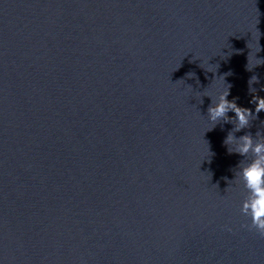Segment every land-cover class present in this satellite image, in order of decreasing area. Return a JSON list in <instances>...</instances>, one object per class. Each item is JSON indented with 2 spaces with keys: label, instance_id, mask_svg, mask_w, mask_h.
I'll return each mask as SVG.
<instances>
[{
  "label": "water",
  "instance_id": "95a60500",
  "mask_svg": "<svg viewBox=\"0 0 264 264\" xmlns=\"http://www.w3.org/2000/svg\"><path fill=\"white\" fill-rule=\"evenodd\" d=\"M258 60L264 0H0V264H264L224 143L264 111L207 112Z\"/></svg>",
  "mask_w": 264,
  "mask_h": 264
},
{
  "label": "clouds",
  "instance_id": "9594fccd",
  "mask_svg": "<svg viewBox=\"0 0 264 264\" xmlns=\"http://www.w3.org/2000/svg\"><path fill=\"white\" fill-rule=\"evenodd\" d=\"M258 61H260L258 64L264 63V60ZM258 82V77L253 76L249 80V85ZM250 91L255 92L256 89L250 88ZM228 95L227 89L219 95L218 101L210 104L207 109L208 118L214 125L218 121L232 123L235 120L234 129L235 132H238L249 127L250 121L257 118L256 114L264 111V98L260 96L254 95L250 101L255 105L254 114L251 109L238 106L235 100L229 101ZM230 111L235 113L234 117L227 115ZM224 143L229 146L228 152L230 154L236 153L244 158L238 165L234 181L237 184H242L246 191V197L242 202L240 211L250 218L251 224L245 225V227H249L250 230L254 229L261 236H264V135L257 132L254 138L251 133H247L237 138L232 131L228 133ZM250 153L251 159L247 160Z\"/></svg>",
  "mask_w": 264,
  "mask_h": 264
}]
</instances>
